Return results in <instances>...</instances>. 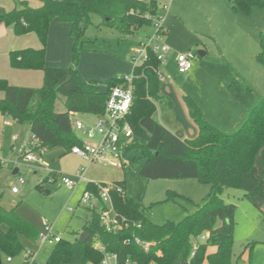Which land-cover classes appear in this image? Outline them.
Here are the masks:
<instances>
[{"label":"trees","instance_id":"trees-1","mask_svg":"<svg viewBox=\"0 0 264 264\" xmlns=\"http://www.w3.org/2000/svg\"><path fill=\"white\" fill-rule=\"evenodd\" d=\"M14 3L12 11L0 15V25L11 27L16 36L35 34L41 47L10 52L9 65L17 70L42 71L43 83L40 88H26L0 79V115L18 124H28L35 140L34 152L61 148L64 155L69 154L72 147L82 144L71 128V115H103L110 91L124 85V75L103 83L83 82L78 76L80 54L85 44H93L85 39L92 17L100 18L95 28L115 29L125 37L150 26L145 15L157 14L158 0H41L38 8L30 7L24 0ZM231 6L248 14L253 7L264 10V0H231ZM53 21L70 25L71 64L64 69L45 67V46ZM256 60L264 65V40ZM159 67L152 57L133 70L136 78L126 121L134 141L127 150L140 152L142 177L194 179L209 186L208 193L193 214L178 223L156 225L146 217V209L126 194L124 182H114L112 185L118 191L112 194L113 207L127 227L115 233L106 232L99 221L103 209L100 202L89 209L92 218L85 220L84 242L60 239L45 264H101L106 255L115 256L116 264H238L232 262L231 251L235 208L224 203L221 195L226 188L242 190L244 197L264 215V99H257L231 132H222L203 119L193 99L182 96L188 120L197 130L195 138L189 140L181 131L172 133L153 119L154 102L164 98L163 83L154 72ZM238 84L236 79L231 81L233 88ZM58 96L64 98L62 113L55 112ZM168 104L172 108L169 101ZM84 192L97 195L96 184L88 182ZM172 195L168 192V199ZM206 234L205 241H200ZM20 236L34 243L39 234L17 215L15 208L7 210L0 205V257L12 258L23 251ZM135 238L150 244L147 251L134 243ZM256 243L250 246L249 264ZM96 244L103 251L96 249ZM210 248L214 250L209 252Z\"/></svg>","mask_w":264,"mask_h":264},{"label":"rangeland","instance_id":"rangeland-1","mask_svg":"<svg viewBox=\"0 0 264 264\" xmlns=\"http://www.w3.org/2000/svg\"><path fill=\"white\" fill-rule=\"evenodd\" d=\"M158 3L159 14L164 16L165 34L161 41L177 53L193 52L196 56L193 68L186 74L178 73L173 60L161 65L158 73L164 77V83L172 86L180 100L182 96L193 99L206 122L219 131L231 132L241 118H236V111L242 110L243 116L257 99H264V65L256 60L260 43L264 40V10L253 7L248 14H243L233 10L231 0H158ZM164 5L167 6L166 11L162 10ZM99 22L98 16L92 17V26L85 39L92 40L93 44H85L80 54L82 62L79 60L78 66L81 71L85 69L89 73V69H93L95 72L92 78L81 79L103 83L130 71L133 51L146 35L153 33V28L142 27L132 35L122 37L115 29L95 28ZM201 52L205 56H201ZM90 54L97 56L89 57ZM233 79L239 82L235 88L231 87ZM63 104L64 98L58 96L55 112H64ZM154 105L155 121L172 133H183L166 98L155 101ZM70 118L85 124H94L95 121L93 115L87 114ZM7 121L18 128V123L11 118L7 117ZM20 126L22 129L16 131L15 149L6 146V155L0 157L3 163L0 205L7 210L15 208L17 215L33 226L39 235L44 233L46 225H51L54 235L62 241L73 243L79 240L85 220L92 218V212L80 204L88 181L104 185L123 181L126 194L146 209V217L156 225L178 223L193 214L209 191V186L194 179L149 180L142 177L139 175L143 163L141 154L132 149L121 155V168L91 164L82 172L87 182L78 183L76 176L82 169L79 164H87L71 154L62 156L61 148L38 151L41 168L38 164L22 160L20 155L23 151L19 145L30 134L27 123ZM77 136L82 138L78 133ZM15 169L18 174L13 175ZM18 176L23 177L25 184L19 187V194L13 195L11 188ZM65 178L76 186H64ZM168 192L174 194L171 199H168ZM221 199L235 208L232 262L248 264L253 240L264 239L263 212L254 207L239 189H224ZM19 239L23 251L12 257L11 264H24L25 254L30 251L33 255L28 264H45L55 246L41 244L38 240L33 243L23 236ZM257 245L252 248L251 264H258L263 257L262 247L256 250ZM1 257L2 264H10L6 263V256ZM108 264H115V260L111 258Z\"/></svg>","mask_w":264,"mask_h":264},{"label":"built area","instance_id":"built-area-1","mask_svg":"<svg viewBox=\"0 0 264 264\" xmlns=\"http://www.w3.org/2000/svg\"><path fill=\"white\" fill-rule=\"evenodd\" d=\"M158 7L160 10V3H158ZM159 10L156 15H145V18L150 22V26L153 28V33L146 35L142 42L138 44V47L133 51L131 58L132 71L124 75V85L114 87L110 91L105 104L104 114L98 116L93 125H87L79 120L70 118L72 130L82 136V144L72 147L69 154L77 157L87 165L103 164L118 168L122 167V163L120 162L121 155L127 151L134 141L132 130L126 121L132 103V82L136 78L133 70L148 62L152 57L159 62L160 66L165 65L169 59L170 48L161 41V37L164 34V16L159 14ZM162 10L166 11L167 6H162ZM195 57L193 52L176 54L174 62L178 73L181 75L188 73L193 68ZM154 72L159 81L164 84L165 79L158 73V69L154 70ZM4 124L10 125V122L6 121ZM12 140L15 141L16 137H13ZM34 146L35 140L30 135L29 140L25 143L20 158L28 164H38L41 168L43 166L39 163L40 156L36 154L37 152L33 151ZM83 170L82 168L77 173L76 178L78 179V183L85 181L82 173ZM24 184L25 181L23 177L18 176L16 178V184L11 188V192L13 194H18L19 187ZM63 185L67 188H74L76 186L66 178L63 180ZM96 186L97 195L84 192L80 204L91 210L96 208L101 202L103 209L100 211L99 221L100 225L108 233H115L123 227H127V224L122 218L118 217L113 207L112 194L117 192L118 188L112 184H96ZM69 211H71V209H69ZM207 236V234L203 235L200 241H205ZM60 239V237L54 235L51 225H46L44 233L40 234L38 237V241L41 244H56ZM125 243H129V241ZM134 243L141 246L145 251H147L150 246V244L144 243L138 238L134 239ZM95 248L99 251H103L102 247L98 244L95 245ZM195 250L196 244H193V251ZM32 255V251L25 254L24 264L31 262ZM111 258L115 260V256L106 255L101 264H108ZM5 261L6 263H11L13 260L11 257H6ZM126 264L131 263L126 262Z\"/></svg>","mask_w":264,"mask_h":264},{"label":"crops","instance_id":"crops-1","mask_svg":"<svg viewBox=\"0 0 264 264\" xmlns=\"http://www.w3.org/2000/svg\"><path fill=\"white\" fill-rule=\"evenodd\" d=\"M24 1H26L28 5L32 8H38L41 6V0H24ZM57 1H60V0H57ZM14 8H15L14 0H0V15L2 13L12 11ZM163 30H164V27H163ZM164 34H165V31H164ZM72 44H73V40H72V37L70 36V25L68 23H59V22L53 21L50 24V27L48 30V37H47L46 46H45V67L46 68H56V69L67 68L69 66V56H70ZM165 44L170 48V54H169L168 61H171V60L174 61L175 55L178 54L179 52L177 53L173 47H171L167 43ZM40 47H41V44L35 34L29 33V34L22 35V36H15L11 27L0 25V79L6 80L12 86L26 87V88H40L43 83V72L42 71L17 70V69H12L9 65L10 52L19 51V50L28 49V48L39 49ZM93 55L94 54H90L89 57L97 56V55H94V56ZM80 60L82 62V59ZM81 70L82 69H80V65H79L77 67V73L80 79L81 78H92L94 76L95 72L93 69H89V73H87L85 69L83 71ZM131 71H132V68L130 69V71H126L125 72L126 74H122V75H127ZM115 72L116 71H114V73ZM110 74H113V73H110ZM82 75L87 76V77H82ZM81 80L83 82L89 81V80L87 81V79H81ZM90 81H94V80L91 79ZM182 107L186 113V110L183 104H182ZM236 114H237L236 118H240L242 115V110L240 111L237 110ZM74 116L76 115H71V117H74ZM94 118L96 120L97 116H94ZM75 120H78V119H75ZM6 121H7V116L0 115V157L1 155L2 156L4 154L6 155V151H7L5 148L6 146L7 148L11 146L12 149H15L14 148L15 142H17L18 140L16 137L17 136L16 131H19L22 129L20 124H16V125H19L17 126L18 128H16V126H14L15 124H13L12 122L10 123V125H5L4 122ZM87 125H93V124H87ZM28 131H29V127H27V132ZM13 137H16L15 141L12 140ZM28 140L29 138H26L23 142L20 143L19 148H22V151L24 149L25 143ZM65 155L63 151L62 156H65ZM79 166L80 168H83V169L86 168L85 170H87L88 167H90V165H84V164H79ZM84 178L87 182V178L86 177ZM88 182L96 184L95 182H91V181H88ZM13 195H17V194H13ZM253 241L257 242L256 244H258L256 247V250L257 248L262 247L261 251L263 253V257L258 264H264V239L263 238L255 239ZM213 250H214L213 248H210L209 252H212ZM0 259L2 261V257H0ZM0 264L2 263L0 262ZM248 264H249V258H248Z\"/></svg>","mask_w":264,"mask_h":264},{"label":"water","instance_id":"water-1","mask_svg":"<svg viewBox=\"0 0 264 264\" xmlns=\"http://www.w3.org/2000/svg\"><path fill=\"white\" fill-rule=\"evenodd\" d=\"M201 56H204L205 54L203 52L200 53ZM161 94L164 98H166L172 105L173 113L175 116V120L180 124L182 127L183 134L186 139L192 140L195 138L197 134V130L194 127V125L188 120V117L182 107V104L175 93L174 89L170 84L164 83L161 86ZM18 173V170L15 169L13 171V175H16ZM86 234L82 233L79 242L83 243L86 239Z\"/></svg>","mask_w":264,"mask_h":264}]
</instances>
